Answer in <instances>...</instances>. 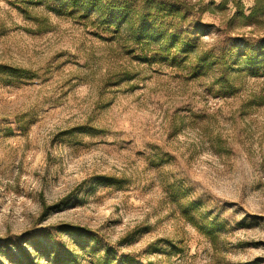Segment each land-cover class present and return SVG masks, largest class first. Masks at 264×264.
<instances>
[{
    "label": "rangeland",
    "instance_id": "1",
    "mask_svg": "<svg viewBox=\"0 0 264 264\" xmlns=\"http://www.w3.org/2000/svg\"><path fill=\"white\" fill-rule=\"evenodd\" d=\"M0 264H264V0H0Z\"/></svg>",
    "mask_w": 264,
    "mask_h": 264
},
{
    "label": "trees",
    "instance_id": "2",
    "mask_svg": "<svg viewBox=\"0 0 264 264\" xmlns=\"http://www.w3.org/2000/svg\"><path fill=\"white\" fill-rule=\"evenodd\" d=\"M47 211H49V208L47 206H45V211L44 213H47ZM45 216V215H44Z\"/></svg>",
    "mask_w": 264,
    "mask_h": 264
}]
</instances>
